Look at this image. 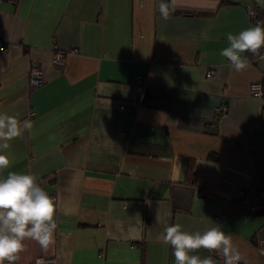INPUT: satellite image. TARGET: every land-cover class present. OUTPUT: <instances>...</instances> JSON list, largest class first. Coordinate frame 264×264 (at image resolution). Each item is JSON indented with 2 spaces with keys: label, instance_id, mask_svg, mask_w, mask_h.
Listing matches in <instances>:
<instances>
[{
  "label": "crops",
  "instance_id": "crops-1",
  "mask_svg": "<svg viewBox=\"0 0 264 264\" xmlns=\"http://www.w3.org/2000/svg\"><path fill=\"white\" fill-rule=\"evenodd\" d=\"M174 7L164 20L158 0L0 4V114L33 122L0 150L11 162L0 177L38 175L58 224L54 246L27 239L15 264H176L163 242L176 223L189 232L219 223L249 264H264V211L248 213L264 208V99L249 91L264 82V52L239 73L220 56L227 33L255 25L251 9L264 21V0ZM56 50L67 52L63 68Z\"/></svg>",
  "mask_w": 264,
  "mask_h": 264
},
{
  "label": "clouds",
  "instance_id": "clouds-1",
  "mask_svg": "<svg viewBox=\"0 0 264 264\" xmlns=\"http://www.w3.org/2000/svg\"><path fill=\"white\" fill-rule=\"evenodd\" d=\"M175 0H158V10L164 20L175 11ZM228 46L220 56L227 58L235 72L249 67L248 56L261 54L264 48V21L258 20L238 34L227 33ZM33 122H21L16 116L0 114V150L9 147L8 141L29 133ZM10 160L0 151V171L10 167ZM40 177L32 173L9 171L0 177V264H15L25 249L27 239L37 242L47 251L56 243L54 198L41 186ZM163 242L170 245L176 264H217L212 255L202 257L196 253L204 249L223 258V264H249L244 253L230 233H225L220 224L200 232H189L176 223L164 229Z\"/></svg>",
  "mask_w": 264,
  "mask_h": 264
},
{
  "label": "built area",
  "instance_id": "built-area-1",
  "mask_svg": "<svg viewBox=\"0 0 264 264\" xmlns=\"http://www.w3.org/2000/svg\"><path fill=\"white\" fill-rule=\"evenodd\" d=\"M3 1H6V0H0V4ZM250 15H252L253 17H256L255 9L250 10ZM6 50L7 49L2 48V52H6ZM72 52H76V50H72ZM66 57H67V52L62 51V50H56L52 56V63L59 68H63L66 64ZM215 74H216V69L210 68L207 73V77H212ZM43 84L44 82H43L42 71L36 66L32 67L30 70V88L38 89L42 87ZM249 91H250V96L252 98L261 99V100L264 99V84L263 83L261 82L252 83L249 87ZM227 110H228L227 105L221 106L217 111L218 116L225 115ZM256 180L259 183H261L263 187L261 190V195L264 196V150L259 152L256 157ZM53 198H54V201H56V197H53ZM261 211H264V208L261 206H249L248 207V213L250 214L259 213ZM263 246H264V243H263ZM213 255H214V258L223 261L222 257L218 256L215 253ZM56 262L57 261L55 258H39L35 261V264H56Z\"/></svg>",
  "mask_w": 264,
  "mask_h": 264
},
{
  "label": "trees",
  "instance_id": "trees-1",
  "mask_svg": "<svg viewBox=\"0 0 264 264\" xmlns=\"http://www.w3.org/2000/svg\"><path fill=\"white\" fill-rule=\"evenodd\" d=\"M255 12H256V17H253L254 21L257 22L258 20L260 21H263L262 19V14H263V11L261 9H258V8H255ZM264 52V48L261 49V53ZM259 56V55H258ZM258 56H252L250 53L248 54V60H251V61H254L256 59V57ZM264 84V82H263ZM195 177V175H194Z\"/></svg>",
  "mask_w": 264,
  "mask_h": 264
},
{
  "label": "bare ground",
  "instance_id": "bare-ground-1",
  "mask_svg": "<svg viewBox=\"0 0 264 264\" xmlns=\"http://www.w3.org/2000/svg\"><path fill=\"white\" fill-rule=\"evenodd\" d=\"M252 16V15H251ZM253 17V16H252Z\"/></svg>",
  "mask_w": 264,
  "mask_h": 264
}]
</instances>
